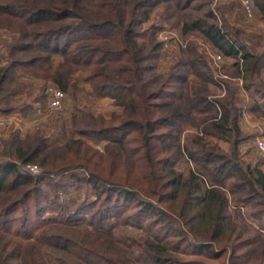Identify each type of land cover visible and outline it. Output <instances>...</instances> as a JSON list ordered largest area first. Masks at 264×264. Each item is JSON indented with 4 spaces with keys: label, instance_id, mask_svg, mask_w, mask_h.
<instances>
[{
    "label": "trees",
    "instance_id": "1",
    "mask_svg": "<svg viewBox=\"0 0 264 264\" xmlns=\"http://www.w3.org/2000/svg\"><path fill=\"white\" fill-rule=\"evenodd\" d=\"M58 1L44 10L0 4V16L9 18L7 27L18 35L7 49L8 64L0 67V105L17 93L5 85L18 68L45 78L54 56H61L54 79L61 91H66L68 75L83 68L93 92L114 98L119 112L108 119L82 113L75 125L82 138L104 144L101 152L74 138L52 150L37 135L20 139L15 134L5 142L0 151V264H264V173L230 167L229 176L236 180L230 191H244L236 201L251 207L248 216L236 209L232 220L224 183L215 184L210 169L211 157H223L203 139L238 137L234 93L226 86L222 98L210 97L211 70L197 53L192 58V47L186 50L188 61L162 73L150 63L161 44L146 46L136 39V25L153 6L169 4L178 12L200 7L194 0ZM258 10L264 14V5L258 4ZM209 18H214L212 11L184 22L183 34L199 33L233 60L230 78L241 80L253 101L250 110L264 118V54L261 58L228 39ZM52 21L58 25L51 27ZM185 66L199 67L192 72L199 82L191 89ZM188 123L198 135L182 143L180 133ZM180 160L194 169L187 175L178 172ZM222 161L215 174L229 166ZM26 165L42 168L43 176L70 174L92 185L97 199L62 207L43 191L40 177L24 171ZM28 199L36 203L33 217ZM20 206L26 207L17 216ZM246 217L257 220V227ZM133 231L142 233L141 241L129 234Z\"/></svg>",
    "mask_w": 264,
    "mask_h": 264
},
{
    "label": "rangeland",
    "instance_id": "2",
    "mask_svg": "<svg viewBox=\"0 0 264 264\" xmlns=\"http://www.w3.org/2000/svg\"><path fill=\"white\" fill-rule=\"evenodd\" d=\"M85 1V0H82ZM253 6V14L248 17L242 10L236 0H194L193 5L200 7L201 10L195 11L187 9L182 12L171 9L169 4H161L153 6L147 15L142 18L136 25L135 32L137 33V41L141 45H151L152 43H160L161 49L156 56H153L150 63L155 64L158 70L162 73H167L169 68L175 63L186 62L189 59L186 50L192 47V58H196L193 54L202 57L206 62L207 67L211 70L212 79L206 83V88L212 98H222L226 91V86H230L229 91L234 93L232 99L234 105L238 109L236 111L237 123L240 129V134L237 138L230 136L228 142L219 140L212 136L203 137L204 143L213 148L217 157L213 158L211 170L212 178L215 184L224 183V193L228 198L229 213L232 220L236 221V209L245 216L251 211L249 204L236 201L241 197H245L242 190L230 191L232 184L236 183L235 177L229 176L230 167L236 166L241 170L247 169L253 171L259 169L264 173V156H262L256 146V140L264 142V118L258 113L251 111L253 101L242 88V82L239 78H230L233 72L231 58L225 57L221 52L215 49L212 44L197 32L183 34L182 25L184 22H191L195 17H202L207 11H212L213 19L207 21L217 25L221 32L240 45H244L250 52L255 53L259 57L264 54V14L259 12L258 4L264 5V0H251ZM10 3L19 5L26 9H52L61 4L58 0H0V4ZM65 4H68L64 2ZM87 3L84 2V5ZM170 7V9H167ZM185 16H183V14ZM184 17V18H183ZM10 21L8 17L0 16V67H5L9 61L8 47L18 38V35L10 27H7L6 22ZM12 23V22H11ZM48 23V22H47ZM14 24V23H12ZM51 27H56V22H49ZM44 26V24H41ZM216 56H221L220 60H216ZM263 57V56H262ZM261 57V58H262ZM264 58H262L263 60ZM63 63L61 56H54L51 62V71L48 77L39 78L32 74L31 71L18 68L14 75V80L6 83L5 87L14 88L17 92L13 97L8 95L0 107L11 105V112L0 111V151L3 150L5 142L12 139L15 134L17 137L24 139L32 135H37L45 141L47 149L61 148L69 138L80 139L92 148L96 147L100 152L103 150V143L93 142L89 139L82 138L75 131V125L82 120V113L91 114L93 117L102 116L108 119L112 114L118 113L119 108L111 96L103 97L93 92L89 81V71L80 69L71 73L69 83L63 101V107L58 110L50 109L47 105L45 91L48 86L58 85L55 82V74L59 65ZM197 68L191 69L188 66L184 67V73L189 77V88L199 80L193 75V71H199ZM264 76V67L262 68ZM223 81V82H222ZM226 81V82H224ZM11 83V84H10ZM233 92V93H232ZM110 115L109 117H106ZM198 130L191 124H185L180 133V140L183 143L187 138L189 141L194 136H197ZM225 160L227 168L220 170L215 174V167ZM39 169V170H38ZM33 170L24 166V171L40 177V184L43 191L55 202L67 208H73L79 204H92L97 199V194L88 183L76 181L66 175H51L43 176L42 168ZM194 169L192 163L180 160L176 164V170L183 175H187L189 170ZM30 205L32 211L31 216H34L36 203L33 199L27 200V205ZM26 206H20L16 210V215L20 216ZM51 212V215H55ZM249 225L256 228L257 220L246 217ZM173 224V222H170ZM121 227L116 226L115 234L119 235ZM127 234L128 232H124ZM134 238L141 241L139 231L130 232ZM137 252H140V247H136Z\"/></svg>",
    "mask_w": 264,
    "mask_h": 264
},
{
    "label": "built area",
    "instance_id": "3",
    "mask_svg": "<svg viewBox=\"0 0 264 264\" xmlns=\"http://www.w3.org/2000/svg\"><path fill=\"white\" fill-rule=\"evenodd\" d=\"M241 6L243 12L251 17L253 14V6L251 0H236ZM221 56H216V60H220ZM45 96L47 100V105L50 109L58 110L63 107V101L65 100V94L56 86H48L45 91ZM256 146L259 153L264 156V142L259 139L256 140ZM27 168H32L37 170L38 167L34 165H26ZM39 170V169H38Z\"/></svg>",
    "mask_w": 264,
    "mask_h": 264
},
{
    "label": "crops",
    "instance_id": "4",
    "mask_svg": "<svg viewBox=\"0 0 264 264\" xmlns=\"http://www.w3.org/2000/svg\"><path fill=\"white\" fill-rule=\"evenodd\" d=\"M110 115L106 116V117H109Z\"/></svg>",
    "mask_w": 264,
    "mask_h": 264
}]
</instances>
